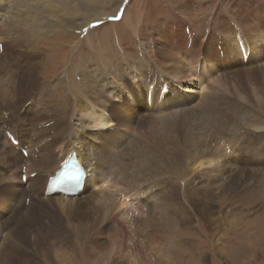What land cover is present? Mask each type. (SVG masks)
Masks as SVG:
<instances>
[{
	"label": "rangeland",
	"instance_id": "rangeland-1",
	"mask_svg": "<svg viewBox=\"0 0 264 264\" xmlns=\"http://www.w3.org/2000/svg\"><path fill=\"white\" fill-rule=\"evenodd\" d=\"M111 1L112 2L107 5H105L107 2H104V5L107 7L104 12H106L109 17L103 20V24L100 23V25H97V27L95 26L88 32L72 31L70 27L80 22V20L66 16L65 23H67V26H62L57 32H43L38 39L29 37L24 41L21 40V43L18 41L11 43L12 46L21 44L22 47L19 49V46L18 50L13 53L7 49L8 40L5 38V34H2L0 36V71L1 67L6 66L10 72L9 75L0 72V107L3 106L7 111L12 113L16 112V114H18L20 107L28 101V104L26 103L22 109V113H26V109L31 106L30 100H38L39 97L46 93L48 102L53 103L61 113H71L78 102L83 98L87 100L89 97H103L101 98V102L104 104L98 103L96 107L106 106V108H109L110 104H118V102H113L109 97H105L107 96L106 90L108 93L112 94L111 86H113V84L106 85V89L102 88L101 84H95L88 72H90L92 76H95L94 78L99 82L101 80L98 79L95 72L99 73L102 71L101 73H105L104 78L109 79L110 73L107 71H113V73H115V70H120L121 74L119 76L122 80L121 82H123L125 86H128L129 90H132L127 66L133 63L138 65V63L145 61L144 57L146 54L142 46L149 42V34L152 33V20H156L157 22L160 21L161 23H170L173 21H175L176 24L182 23L184 16L176 14L175 12L178 9V4L182 6L185 12L196 14V17L200 16L199 22L196 21L197 23L193 22V24H190L184 21V24H180V28L178 29V34L189 40L190 46L194 44V39H191L190 32L197 30L196 32H199V36L201 34L204 35L206 31L215 28V20L222 19L221 16L223 15H225L224 18L227 21L232 20L231 22H235L233 20L235 16L232 15L234 13L231 12L232 10L230 11L227 9L228 4L225 1H232L231 3H233L236 0H194L189 6H185L179 1L173 2L172 0ZM238 1L240 2V0ZM245 1L250 2L245 5V8L248 5L251 6L249 13H252H250V15H257L256 21L258 24L256 27L262 28L264 7H262L263 10L260 9L259 13H257V9L259 5H264V0H258V3L255 5H253L254 1L252 0ZM229 12L232 14H229ZM169 13L173 16L176 14L177 16H175V18L173 16L170 17ZM218 13L219 15L214 17L216 18L215 20L209 16ZM187 28L188 30L186 33ZM242 28L243 27H238L234 24V32L238 35L240 34L239 36L241 38L249 42L248 37L242 36ZM262 31L264 32V30ZM219 34L218 32V35ZM219 36L222 37L221 34ZM213 39L212 43L218 38L215 36ZM34 47H41L45 50L47 58L46 61L42 60V63H46L44 68L33 70L31 76L25 77L26 73L31 70L30 67L41 60L37 58L33 61L29 58V55L31 58H35L32 57L31 51H29V49ZM227 48L229 49L223 41L220 50L224 52L225 58L218 56L215 48H213L214 55L219 60V63L215 66L216 68L214 70L210 71L209 68L207 71L208 73L203 72L201 69L198 71L199 75L201 73L199 76L202 80L200 85L196 86L192 84L193 86H190L191 90L184 89L176 85L177 83H174L175 85L173 87L176 86L177 89L188 92L187 95L192 97L197 96V99H195L196 102L202 100V98L201 100L198 99L201 95H223L225 101L220 106L216 104L211 109L210 113L204 108L197 109V107L193 106L195 103H191L194 112L203 120L204 126H202V133L207 137V140L210 141V147L212 149H216L220 146L223 147L222 143H231V139L229 138L236 137V140L243 142L244 149L245 146H256L255 148H257L259 154H261L259 160H262L264 159V131L247 128L245 124L252 119L255 120L257 118L262 120L264 117V111L259 110L254 97H248L251 93L260 96L259 90L261 88L264 89V83L262 80L260 83L258 82V84H256L257 82L255 81H248L246 78L244 79L242 74L237 72L246 69L250 70L252 68H257V71L260 69L264 71V51L261 54V58L257 55L251 56L250 63L247 62L246 58L245 60H241L238 56L231 62V58L227 57L225 53V49L227 50ZM26 49L28 51H26ZM155 49L157 50V48ZM41 55L42 59H45V55ZM161 71L165 78H170V75L167 73L169 72L168 70L162 68ZM66 76L68 79L65 80V84L60 85L56 89L52 88V82H57ZM22 79L30 84L29 88L21 85ZM3 85L6 87V92L14 94V100L10 98L8 94L5 96V99L1 97ZM99 93L102 95H99ZM133 94L135 97H139L137 102L140 104L144 99L141 87L138 90L133 89ZM123 97L127 101L129 108L135 110L134 107L136 103H131L126 93H123ZM42 99L44 104V97H42ZM7 102L9 108H7ZM179 109L180 108L172 110L173 112L171 110H165L163 113H159V115L161 117L172 118V120H170L171 123L178 127L182 124H184V126L189 125L185 120V116L187 115L183 114L185 110ZM213 109L215 111H212ZM175 111L177 115L171 117ZM138 113L139 116L132 118L133 124L129 130L127 131V129H125L129 138L123 139L122 142L125 146L128 143L130 144H128L129 146L127 145L128 150L125 146L122 147L123 145L119 148L117 155L122 154L120 155L121 160L129 155L131 148L133 149V147H131L132 145L134 147L136 146V149L139 145H142V147L144 146L143 148L145 149L147 148V137L145 134L148 130V125L142 121L140 112ZM151 113L153 112L151 111L150 115ZM6 114L8 113L6 112ZM6 114L4 113V116L9 117V115ZM121 115H124L123 111ZM159 115H153V117L156 118L159 117ZM145 116L146 115H144V117ZM28 119L29 118L26 120L31 125L35 124V122ZM43 119L44 117L40 115L38 120H41L43 123L36 124L35 128H32L31 125H27L28 128L30 127L27 132L24 131L21 133V129L26 130L28 129L27 127H18L19 134H24L29 145L32 143V150H36L34 147L39 149L41 146H47V143L51 141L48 139L52 138L53 133L51 130H49L48 133H41L39 139L35 135L36 130L45 129L46 121ZM46 128H48V126ZM197 128L199 127L196 125L189 130L195 134ZM6 129L12 131L9 126L0 127V150H2V140H4L1 136H3V131ZM117 129L118 128H116V131ZM180 131L183 134L184 129L180 128ZM217 133L222 134L219 137L220 139L225 138L229 141L223 140V142L217 144V139H219L215 136ZM64 137L65 136L62 138ZM212 137L216 138L215 142H212ZM5 141H7L6 143L9 142V140ZM9 143L11 144V142ZM9 143L8 145H10ZM56 146H58V144L53 148L55 149ZM11 147L12 149L15 148L14 150H17L23 158L21 160L19 159L16 164L17 166H11L12 168L7 167L12 169L13 175L15 173V181L17 183H22L21 186L23 190L29 185L31 178L29 176L35 174L31 173L28 176L26 173L29 164L34 167V161L30 155V157H27V151L23 150L21 152L19 148L17 149L16 146L14 147L13 145ZM57 150L56 148L55 152ZM125 150L127 153H125ZM246 152L247 149L241 151L242 155L239 152L237 155L232 154L228 157L232 162L237 156L238 158H236L239 159V162L233 161V168L239 169L240 163L242 164L241 169L244 170L235 171L228 168L225 170L226 172L223 176L217 178L209 174V172H206L207 169H198L188 177L186 175L187 172H183V174L176 175L174 177L175 179L173 178V180L169 181L172 183V189L174 188L176 191L173 193V199L177 204H184L186 201L185 199L188 198L187 193L189 192L192 194V200L196 199L193 191L196 190L199 196H203L208 192L210 195L207 196V202L214 206V208H210V205H208L212 213L208 212L207 209L203 214L198 212L199 208H203L205 204L199 201V208L197 205L194 206V208H197L195 212H193L190 206L188 207L190 209L189 212L191 211V213L195 214L192 215L193 218L189 220L188 224H179V222L176 223L175 221L174 224L171 225L174 226V228H171L172 230L170 229L168 233L160 232L157 234L155 230L160 225L157 222L160 216L154 215V211H156L157 208V204L154 200L156 199L155 195L157 193L155 190L156 192H153V197H149L150 199L145 202V208L143 209L144 216L138 215L137 213L135 214L134 209H125V212H129L128 215L132 213V216H128V222H133L132 219L137 218L140 220L135 223V225L138 223L141 224L133 226L130 232L126 229L128 235L123 238L122 235L120 236L115 233V223L111 222V220H109L108 223H104L101 227L102 229H99V227H94L91 220L92 217H89L90 219H84L83 216L78 215L66 219L55 206V203L54 206L57 212H54L53 208L48 205L44 203L41 204L39 198H43V185L38 190L30 191L31 194H33V196L31 195V199L28 198L31 202H23L25 198L23 199L22 197L28 195L25 192L26 194L24 193L22 197L20 194V197L14 202V207L9 209L7 205L9 197L3 190L5 185L9 183L3 180L4 177L9 176L11 171L4 166V162L0 163V264H264V180H261L264 179V167L260 166V169L249 170L253 166L243 163L242 160V156H245ZM248 153L252 154L253 151H249ZM145 156H149V153H146ZM22 165H25L26 171L24 173L27 178L26 185L23 184L25 181L20 179ZM229 165L232 167L230 163ZM41 168H46V166L35 169ZM182 170H184V168H182ZM230 171L233 173L231 174ZM238 175L241 176V178H237ZM39 177L42 176L39 175ZM168 178L169 177H166L163 180L167 181ZM213 181H217V183L215 184ZM187 185L188 191L186 190L187 187L185 188ZM234 185L240 187L239 192L241 195L228 192L227 189ZM208 189H210V191ZM96 191L97 190H95V192ZM177 191H180V193ZM185 191H187L186 195ZM113 192H115V190H113ZM120 193L121 191L119 190L118 194ZM125 193L129 195V190H126ZM227 193L228 196L225 197ZM115 194L116 197H118V194ZM86 196H88V193L81 195L79 201L86 200ZM116 199L117 202H119V197ZM21 202H23V205L19 206ZM18 207L22 208L18 209ZM148 208H150L151 211L148 210ZM167 209V207H162L160 211L161 214H163V217H167L168 215L173 218L175 213ZM148 213H150V215H148ZM221 214L223 216L222 221L217 225H213L210 217L214 218ZM148 217H150L151 220H149L151 223L148 224L149 226L146 224ZM128 222L127 224H123L127 226ZM145 224L148 226V229L144 227L146 226ZM86 225L87 227L89 226L88 228L86 227V229L90 230V227L93 226L95 230L86 231L83 229ZM142 225H144L142 229H138V227ZM145 231H148L150 235H146L147 232ZM5 240L10 241L3 246ZM240 252H247V254L242 253L243 256H247L243 257L241 255L240 258L235 257L236 259L232 257L234 254L237 256Z\"/></svg>",
	"mask_w": 264,
	"mask_h": 264
},
{
	"label": "bare ground",
	"instance_id": "bare-ground-1",
	"mask_svg": "<svg viewBox=\"0 0 264 264\" xmlns=\"http://www.w3.org/2000/svg\"><path fill=\"white\" fill-rule=\"evenodd\" d=\"M172 1H179L185 6H189L194 0ZM252 1H254L253 5L258 3V0ZM104 2H107L105 4L107 5L112 1L0 0V36L5 34V38L8 40L7 49L13 53L14 51L18 50L19 46V49L22 47L21 44L16 45L15 43V45L12 46L11 43L17 41L21 43V40L24 41L29 37L38 39V37L43 34V32H57V30H60L62 26H67V23H65L66 16L80 20V22H77L74 25L71 24L72 26L70 29L72 31L88 32L95 26L97 27V25H100L103 20L109 17V15L104 12L105 8H107L104 5ZM225 2L228 4L227 9L230 11L232 10L231 12L234 13L232 14L229 12V14L235 16V18L233 17L235 22H231L232 20L227 21L224 18L225 15L221 16L222 19L214 18L216 15H219V13L209 15L214 20L216 19V23L214 24L215 28L211 29L210 31H206V33L204 32L205 34H201L200 36L199 32H196L197 30L190 32V37L191 39H194V44L196 42V44H193V46H190L188 42L189 40L178 34V29L180 28V24H182L184 21L190 24H193V22L197 23L196 21L199 22L200 16L196 17V14L185 12L182 9V6L178 4V9L175 12L176 14L184 16L182 23L176 24L175 21L170 23H161L159 21V23L156 20H152V33L149 34V42L148 44H143L144 46H142V49L146 54L144 57L145 61L138 63V65L132 62L133 64L127 66L132 90H129L128 86H125L123 82H121L122 80L119 76L121 74L120 70H115V73H113L112 70V72L107 71L110 73V77H108L109 79L104 78L105 73H101L102 71L99 73L95 72L98 79L101 80L99 82L94 78L95 76H92L90 72H88L95 84H101L102 88L106 89V85L113 84V86H111L112 94L108 93L106 90L105 92L107 96L105 97H109L113 102H118V104H110L109 108H106V106L96 107L98 103L104 104L101 102V98L103 97H89L87 100H84L83 98L80 102H78L74 106V109L71 113H61V111L58 110L53 103L48 102L45 93V95L39 97L38 100H30V108L28 107L26 111L24 109L26 113H22V109L28 101L20 107L18 114H16V112H9L3 106H1L0 127L9 126L12 129V131H9L12 134L11 136H14V140L18 143L16 147L24 148L28 153L27 157L30 155L34 161V167L33 165L29 164V167L27 166V171L25 170V165L21 166V178L26 176L24 173L25 171L28 176L31 173H35L34 178H30L28 187L22 190V183H17L15 181V173L13 175L11 168L14 167L19 159L21 160L23 158V156L18 153L17 150H14L15 148L12 149L11 146H14L13 142H11L10 139H8L3 134V136H1V138H4V140H2L3 146L2 150H0V163L4 162V166L6 168L12 166L10 169L8 168L11 173L8 177H4L3 180L4 182L9 183L3 188L9 197L7 203L9 209L14 207V202L17 201V198L20 197V194L21 197L25 192L28 194L27 196L23 195V199L31 195L33 196L30 191L38 190L43 185V198H39V202L41 204L44 203L53 208L54 212H57V207L61 214L66 217V219H69L71 216L78 215L83 216L84 219H90L89 217H92L91 220L94 227H99V229L102 227V225H104V223H108L109 220H111V222L115 223V233L120 236L122 235L123 238L124 236L128 235L126 229H128L130 232V230L132 231L131 228L133 226L141 224L138 223L135 225V223L139 222L140 220L137 218L132 219L133 222H128V216H132V213L130 212L131 214L128 215L129 212H125V209H134L135 214L137 213L138 215L144 216L145 214L143 209L145 208V202L150 199L149 197H151L153 192L156 190V199L154 200L157 204V208L156 211H154V215L160 216L159 220L157 221L160 225L158 227L156 226L157 229L155 230V233H168L171 228H174V226L171 225H173L175 221L176 223L179 222V224L186 225L188 224L189 220H192V215L195 214L191 213V211L189 212V206L192 208L193 212H195L197 208H194V206H200V203H198L199 201L205 203L203 208L198 207V212L201 214L205 213L206 209L208 212H211L210 208H214V206L207 202V196L210 194L207 192L203 196H199L196 190L193 191V193H195L196 199L192 200V194L189 192L187 193L188 198L185 199L186 201L184 204H177L173 199V193L176 191L174 188L172 189V183L169 182L170 180H173L176 175H181L183 172H187L186 175L188 177L198 169H207L206 172L214 175V177L220 178V176L225 174V170L228 168L235 171L244 170L241 169L242 164L240 163L239 169L233 168L232 162L239 160L237 159V156V158L235 157V160L232 162L230 159H228V157L232 154L237 155L239 152L241 154V151H244L245 149H247V152L245 153L247 156H242L243 163L250 164L254 167H251L249 170L260 169V166L264 167V159L259 160L261 154H259L257 148H255L256 146H245L244 149L243 142H239V140H236L235 137L229 138L231 139V143H222L223 147L220 146L216 149H212L209 144L210 141H208L207 137L202 133V126H204V123L202 122L203 120L197 113L194 112V108L192 109L191 103H195L193 106L197 107V109L204 108L210 113L211 109L216 104L220 106L225 101V97L223 95H201L198 99L201 100L202 98V100L200 102H196L195 99H197V96L192 97L187 95L188 92H183L182 90L177 89L176 86L173 87L175 85L174 83H177L176 85H179L184 89L191 90L190 86H198L201 84L202 80L199 78L201 73L199 75L198 71L201 69L203 72H207L209 68L210 71H212L219 63V60L214 55L213 48H215L216 54L218 56H225V54H223L224 52H221V48H218L219 39L221 44L224 41V43H226V45L229 47V49H225V53L227 57L231 58V62H233L237 56L241 58V60L246 58L247 62L249 63L251 61V56L253 55H257L261 58V54L264 51V32L262 31L264 30V19H262V28H257V15H250V13H252H249L251 6L248 5L249 7L247 6L245 8V5L250 3L249 1L240 0L239 2L236 0L233 3H231L232 1ZM262 7H264L263 4L259 5L257 13H259ZM176 14L173 16L171 13H169L170 17L173 16L174 18L177 16ZM234 24L238 27H243L241 34L242 36H246V38L248 37L249 42L241 38L239 36L240 34L238 35L234 32ZM218 32L222 35V37L219 36L220 34L218 35ZM215 36H217L218 39L212 43ZM221 44L219 43V45ZM155 48H157V50ZM26 51L28 50L26 49ZM29 51H31L32 57H35L31 58L29 55L31 60L35 61L37 58H40L41 60L30 67L31 70L26 73L25 77L31 76L33 70L44 68L46 62L42 63V60L46 61L47 58L45 55V50L41 47H34L29 49ZM41 54L45 55V59H42ZM162 68L169 71L166 72L170 75V78L167 79L162 75ZM0 72H2V74L6 73V75H9L10 70L4 66L1 67ZM237 73L242 74L244 79L246 78L248 81L251 80V82H257L256 84H258V82L260 83L261 80L264 83V71L261 69L257 71V68H252L250 70L246 69ZM66 79H68L67 76L57 82H52V88L56 89L60 85L65 84ZM24 80L22 79L21 85L29 88L30 84ZM140 87L144 94V99L139 104L137 102L139 97H135L133 94V89L138 90ZM123 93H126L131 103H136L134 108L136 111L140 112V117L142 118V121L148 125V130L145 134L147 137V148L145 149L143 148L144 146L142 147V145H139V147L136 149V146L134 147L132 145L131 147H133V149L131 148L129 155L125 156L121 160L120 155L122 154L117 155L118 150L123 145V139L129 138V135L126 132L133 124L132 118L139 116L138 112L132 108H129L127 101L123 97ZM7 94L13 99L14 94L6 92V87L3 85L1 97L5 99ZM100 94L101 93H99V95ZM259 94L260 96L251 93L248 95V97L253 96L259 110L264 111L263 88L259 90ZM42 97H44L45 100L44 104ZM6 104L8 106L7 108H9L8 102ZM177 108H180L179 110H185V112L183 110L182 111L184 115H187L185 116V120L189 125L184 126V124H182L178 127L171 123L170 120H172V118L170 119L161 117L159 115V113H163L165 110L172 111ZM122 111L124 112V115H121ZM151 111L153 113L150 115ZM212 111L215 110L213 109ZM5 112L8 113L6 115H9V117L4 116ZM152 114L155 116L159 115V117L154 118ZM40 115L44 117L43 120L46 121V125L44 127L45 129H41L39 131L35 129V135L39 139L41 137V133H48L49 130L52 131L53 135L52 138H48L51 141L48 142L49 144L47 143V146H41L39 149L34 147L36 150H32V143L29 145L24 134H19L18 127L23 126L28 128L27 125L31 124L26 119L29 118L28 120L35 122V124L31 125L32 128H35L36 124L42 122L41 120H38ZM144 115L146 116L144 117ZM174 115H177L176 111L171 117H174ZM196 125L199 128H197L195 130V134H193L190 130ZM47 126L48 128H46ZM245 126L257 131H264V117L262 120L257 118L255 120L252 119L247 122ZM116 128H118L117 131ZM180 128L184 129L183 134L180 131ZM29 129L30 127L26 130L21 129V133L24 131L27 132ZM125 129H127V131H125ZM3 132H5V130ZM221 135L222 134L218 133L215 134V136L218 138ZM63 136L65 137L62 138ZM215 139L216 138L212 137V142H215ZM5 140H9L12 145L9 142L8 143L10 145H8V143H6L7 141ZM223 140L227 139L219 138L217 139L218 143H216L219 144L220 142H223ZM57 144L58 146H56V148L58 150L55 152L56 148L54 149L53 147ZM128 144H126V146L123 145L122 147L125 146L127 148ZM249 151H253V153H248ZM31 153L35 154V156H33ZM125 153H127L126 150ZM146 153H149V156H145ZM73 156H75L76 161L86 172V178L82 190H74L75 196L72 197L62 195H54L51 197L45 196L46 185L50 176H52L57 171L64 161L72 158ZM229 163L232 165V167L229 165ZM41 166H46V168L35 169ZM182 168H184V170H182ZM230 173L232 174L233 172L230 171ZM39 175L42 177H39ZM166 177L169 178L167 181H164L163 179ZM237 178H241V176L238 175ZM217 181L213 182L216 184ZM188 185L185 186V188L187 187V191ZM95 190L97 191L95 192ZM113 190H115V192H113ZM119 190L121 191L120 194H118ZM126 190H129V195L125 193ZM208 190L210 191V189ZM227 190L231 194L238 193V195H241L239 192L240 187L238 185L229 187ZM187 191H185V195ZM85 193H88L86 200L79 201L81 195ZM115 193L118 194L119 202H117L116 198L118 197H116ZM178 193H180V191ZM227 196L228 193L225 195V197ZM22 203L23 202H21L19 206H22ZM54 203L56 204V207L54 206ZM208 205H210V208ZM162 207H167L168 211H173L176 217L174 216L172 218V216L169 217L168 215L167 217H163V214L160 212ZM21 208L22 207H18V209ZM148 210L151 211L150 208H148ZM148 215H150V213H148ZM222 219V214L220 216L217 215L214 218L210 217L213 225H217L220 221H222ZM149 220L150 217L147 219V225L151 224V220ZM127 222L128 225L125 226L124 224H127ZM147 225L137 227L138 229H142L144 226L148 229L149 225ZM86 227L87 225L85 228L83 227V229L86 231H93V229L95 230L93 226L90 227V230L86 229ZM145 232H147L146 235L149 234L148 231ZM8 241H3V246ZM242 253L247 254V252H240L236 256V254L232 253L234 254L232 257L240 258L241 255L243 256ZM245 256L247 255H244L243 257Z\"/></svg>",
	"mask_w": 264,
	"mask_h": 264
}]
</instances>
